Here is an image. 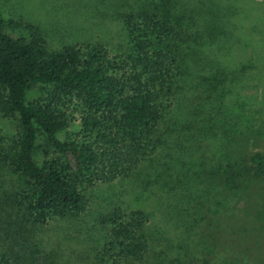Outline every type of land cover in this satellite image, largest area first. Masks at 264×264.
Returning a JSON list of instances; mask_svg holds the SVG:
<instances>
[{"label": "trees", "instance_id": "trees-1", "mask_svg": "<svg viewBox=\"0 0 264 264\" xmlns=\"http://www.w3.org/2000/svg\"><path fill=\"white\" fill-rule=\"evenodd\" d=\"M121 19L128 41L123 54H111L99 43L48 50L38 29L31 28L27 41L13 38L3 31L0 19V113L18 124L0 153L19 180L17 215L31 226L80 216L88 207L89 187L129 177L150 164L156 176L168 178L164 192L170 196L165 201L175 204L169 206L173 211L178 207L183 238L174 240L176 245L164 232L166 240L159 242L163 231L150 229L143 209L113 206L99 216L100 231L81 260L211 264L205 256L194 258L187 247L186 234L202 219L187 191L190 178L157 158L163 145L158 135L175 136L192 126L207 133L204 104L195 103L198 89L184 70L189 33L157 9L130 10ZM35 86L43 94L30 101ZM72 124L78 127L76 134L61 139L59 134ZM39 136L45 146L37 158ZM247 152L223 149L212 162L227 163L223 181L231 194L242 190L245 175L264 173V150ZM237 155L241 168L235 165ZM197 158L202 163L204 157ZM155 162L160 166L153 167ZM0 264L8 261L2 257Z\"/></svg>", "mask_w": 264, "mask_h": 264}, {"label": "rangeland", "instance_id": "rangeland-1", "mask_svg": "<svg viewBox=\"0 0 264 264\" xmlns=\"http://www.w3.org/2000/svg\"><path fill=\"white\" fill-rule=\"evenodd\" d=\"M141 7L157 9L189 33L184 70L198 89L195 103L204 104L207 133L192 126L175 136L158 135L163 145L157 158L190 178L191 204L202 215L193 233L186 234L189 253L211 264H264V173L245 175L242 190L232 195L223 181L227 163H212L223 149L264 150V0H0V19L13 38L27 41L31 28L38 29L48 50L99 43L111 54H123L128 41L121 14ZM42 94L35 86L28 100ZM17 128L15 118L0 113V150ZM77 128L72 124L59 137L73 136ZM44 146L39 136L37 158ZM198 156L204 157L202 163ZM234 159L241 168L240 156ZM146 165L129 177L89 187L88 207L80 216L31 226L17 215L19 180L0 153V259L8 264H89L81 257L100 231L99 216L113 206L143 209L150 229L163 231L159 242L166 240L164 232L173 242L182 239L178 207L173 211L169 206L175 204L165 201L168 178H159Z\"/></svg>", "mask_w": 264, "mask_h": 264}]
</instances>
